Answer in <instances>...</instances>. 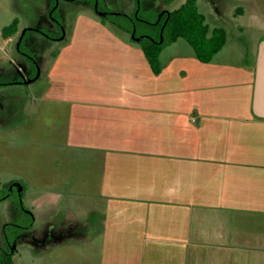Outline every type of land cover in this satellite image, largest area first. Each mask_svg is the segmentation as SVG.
<instances>
[{"label": "crops", "instance_id": "1", "mask_svg": "<svg viewBox=\"0 0 264 264\" xmlns=\"http://www.w3.org/2000/svg\"><path fill=\"white\" fill-rule=\"evenodd\" d=\"M83 19L76 32L95 27L80 39L86 50L65 51L76 39L64 37L60 58L74 66L59 78L48 70L40 98L59 101L53 119L62 118L52 129L64 158L50 186L67 189L62 197L87 198L58 202L35 226L75 227L40 248L90 234L101 237V264H264V117L252 109L257 58L245 77L223 78L234 91L217 111L214 102L186 99L191 83L179 57L172 71L163 64L156 74L128 36ZM204 71L196 73L202 88L210 79ZM218 71L214 80L227 70ZM34 105L39 110L38 99Z\"/></svg>", "mask_w": 264, "mask_h": 264}, {"label": "rangeland", "instance_id": "2", "mask_svg": "<svg viewBox=\"0 0 264 264\" xmlns=\"http://www.w3.org/2000/svg\"><path fill=\"white\" fill-rule=\"evenodd\" d=\"M99 1L100 9L103 10H117L128 14L139 11V8L135 9V0ZM186 1L170 0L168 3H159L157 7L162 8L163 6V8L172 10L180 7ZM75 4L77 6L70 7L63 6L61 3L60 11L55 12L57 18H63L66 23V37L75 35L76 43L65 50L70 53L78 50L80 53L86 50L81 48L80 39L87 32L95 31V27L92 25L91 27L86 26L84 32H76L77 23L82 15L85 16L83 20L93 18L105 25L92 6L85 7L81 1ZM198 4L200 11L206 14L207 21L212 27L221 25L227 28L229 34L227 43L211 61L203 62L197 58L188 41L180 38L164 47L161 61L169 71H172L175 66L173 58L179 57L186 69V78L191 83L186 87V99L198 97L199 105L204 102H214L212 104L216 109L219 108V101L234 91L233 88L225 87L222 82L223 78L231 83L237 78L236 74H242L245 77L246 71H249V65L257 58L260 44L264 40V0H199ZM140 13L143 17H156V12L151 10L142 9ZM15 17L20 19V31L30 23L45 27L56 25V23L50 18V0H0V96H2L0 100L2 106L5 105V112L0 114V184L13 182V184L19 183L23 187L22 190H19V186L16 185L12 193V197L18 199V193L23 191L21 198L25 210L16 221L20 224L34 223L36 227H39V224L45 222V217L49 216L51 209L58 202L62 201L63 204L68 199H78L82 203L84 200L81 194L69 196L67 192L62 197V189L65 191L67 189L50 186V178L55 174L54 168L64 158L61 152H64L65 149L58 148L54 144L60 134L55 133L52 129L53 125L58 126L62 118L53 119L56 117L54 111L57 110L59 101L52 97L40 98L46 85L48 70L50 73L54 72L59 78L62 69L65 70L74 65L70 62L65 66V57L60 58L63 49H65V38L51 41L38 35L37 39L32 41L34 43H32V51L30 49L29 51L32 54L30 59L36 63L38 60L40 64L38 71L40 70L42 74L36 80L22 81V78L29 79L26 69L30 67V61L16 55V42L20 31L12 38H5L2 35V28L10 24ZM106 24L107 28L112 31L128 36L129 42L137 49L142 48V45L133 41L128 33ZM53 30L56 34L57 29ZM142 32L148 33L149 30L144 29ZM59 33L60 30L57 34ZM22 48L28 49L25 44H22ZM87 51L89 50L87 49ZM200 68L206 69L203 79L210 78L207 85L209 87L197 86L196 73ZM218 70L227 71L219 74L221 80H214L213 75ZM63 78L65 76H62L61 80ZM2 81H8V83H2ZM35 99H38L39 110L34 105ZM3 193L4 191L0 190L1 198ZM11 209L12 202L9 198L0 199V241L4 236V224L10 221L13 215ZM15 228L12 223L8 225L10 235ZM85 238L87 243L86 241L69 240L65 247L59 249L53 247L47 251L23 242L15 254V264H101V237L89 234Z\"/></svg>", "mask_w": 264, "mask_h": 264}, {"label": "trees", "instance_id": "3", "mask_svg": "<svg viewBox=\"0 0 264 264\" xmlns=\"http://www.w3.org/2000/svg\"><path fill=\"white\" fill-rule=\"evenodd\" d=\"M141 10L138 12V17L135 13H96L105 24L108 23L128 33L133 41L142 45L144 53L156 74L163 70L161 53L169 43L184 38L192 45L199 60L209 62L228 41L227 28L221 25L212 27L207 21L206 14L200 11L198 0H187L180 7L168 10L162 16L156 15L154 18L143 17L140 13ZM19 23L20 19L15 17L10 24L2 28V35L5 38L15 35L19 30ZM144 29L149 30V32H142ZM28 60L32 67V74L35 75L38 72L37 64L39 62L36 63L30 58ZM5 185L7 186L8 183ZM18 194L19 197H22L23 191ZM16 205L19 208L18 203ZM22 205L24 204L22 203ZM0 264H15L14 251L7 245L0 247Z\"/></svg>", "mask_w": 264, "mask_h": 264}, {"label": "flooded vegetation", "instance_id": "4", "mask_svg": "<svg viewBox=\"0 0 264 264\" xmlns=\"http://www.w3.org/2000/svg\"><path fill=\"white\" fill-rule=\"evenodd\" d=\"M78 1L83 2V6L85 7L92 6L96 12H100L102 14L122 12V11H117V10L100 9L101 7H100L99 0H50V18L53 20V22L56 23V25H53V26L49 25L45 27V26H41L40 24L30 23L28 26L24 27L21 31L19 29L18 32L19 31L20 32L18 34V39L16 42V55L17 56L20 55L28 61V59L32 57V54H31V51H32L31 48H33L32 41H35L38 35L44 36L46 39H49L51 41L56 40L57 38L64 39V37L66 36V33H65L66 23L61 17H60L61 22H59V19L57 18L55 12L60 9L61 3L63 4V6L65 5V6L75 7L77 6V4L75 3H77ZM135 1H136L135 9L137 8H139V10L145 9L146 11L151 10L152 12H156V15L158 16H162L164 12H167L169 10L167 8H163V6L162 8H158L157 5L159 3L161 4L168 3L170 0H135ZM63 6H62V9H63ZM138 12L136 13L134 12L136 16L138 15ZM122 13L128 14L126 12H122ZM129 14H132V13H129ZM54 28L57 29L56 34L53 30ZM59 30H60V33L57 34ZM18 32H16L15 35H17ZM22 43L25 44V46L28 47V49L22 48L21 47ZM29 49L31 51H29ZM37 66L39 69L40 64L38 63ZM26 72H28L29 79L22 78V81L28 82V81L36 80L42 74L40 71V75L38 77H36L37 74L33 75L31 65L28 69H26ZM10 74L13 75V73H10ZM2 83H8V81H4V82L2 81ZM1 98L2 96H0V99ZM4 108H5V105L2 106L1 100H0V114L5 112ZM7 183H8L7 186L5 185L6 183L0 184V190L2 192L4 191V193L2 194L3 197H7L11 200L12 202L11 210L13 211V215L11 216L10 221L4 224V236H3V239L0 241V247L1 246L6 247V245L9 246L12 249V251H14V257H15V254L19 251L20 244L23 242L30 243L31 245H35L37 247L45 246L49 248V246L54 244L55 241H60L62 239H66V237H69L68 234L73 229L71 225H69L68 227H63V226H50L47 224L44 230L38 231L36 230L34 223L33 224L32 223L31 224L18 223L16 220L21 217L22 211L25 210V206L22 205L23 203L22 198L19 197L17 201V199L12 197V193H13L14 187L16 185L19 186L20 184L19 183L13 184V182H7ZM2 198L0 196V199ZM16 203H18L19 208L17 207ZM11 223L14 225V228L16 227L11 232L12 235H10V232H8V225H10ZM14 262H15V259H14Z\"/></svg>", "mask_w": 264, "mask_h": 264}, {"label": "water", "instance_id": "5", "mask_svg": "<svg viewBox=\"0 0 264 264\" xmlns=\"http://www.w3.org/2000/svg\"><path fill=\"white\" fill-rule=\"evenodd\" d=\"M136 30V29H135ZM40 75L37 73L38 77ZM252 109L255 115L264 117V40L260 44L257 63H256V78L253 94ZM23 187L19 185V190Z\"/></svg>", "mask_w": 264, "mask_h": 264}]
</instances>
